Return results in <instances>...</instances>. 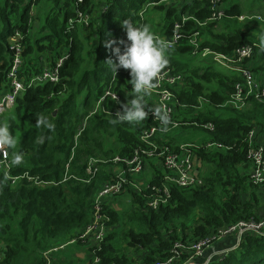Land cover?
Here are the masks:
<instances>
[{
  "label": "trees",
  "instance_id": "1",
  "mask_svg": "<svg viewBox=\"0 0 264 264\" xmlns=\"http://www.w3.org/2000/svg\"><path fill=\"white\" fill-rule=\"evenodd\" d=\"M77 1L0 0V93L8 91L6 73L12 59L9 40L15 32L22 36V76L38 73V63L43 55L57 57L66 50L68 56L59 69L56 84L46 82L27 88L16 98L14 105L0 115V123L9 126L17 141L15 149H6L7 155L13 158L14 153L22 154V162L12 165L9 173L10 177L18 178L16 184H11L10 178L0 170V264H44V253L77 238L91 222L93 201L99 188L112 177L107 171L108 168L112 170L109 162L114 157L130 156L133 149L141 145V131L157 126L152 118L140 123L113 124L111 121L116 116L101 110L89 115L109 87L120 98L118 104L112 100L103 103L109 113H114L122 103L133 98L118 87L131 85L129 71L121 68L114 75L108 61L117 62L114 49L119 48L122 53L128 43L123 22L130 21L137 27L148 26L150 18L145 21L142 18L151 9L152 12L159 10L155 5L163 0H106L101 14L89 25L95 40L91 64L85 57V45L80 37L81 32L88 30L82 28L76 18L85 9L92 17L93 3L84 0L83 4H77ZM220 5L224 7L226 17L208 23V0H183L179 12L174 8L166 11L161 34L156 37L170 41L175 26L182 25L184 31L198 33L200 39L204 37L202 47L222 54L228 55L238 47L255 44L254 38L235 27V23L244 13L264 16V0H220ZM40 18L41 23L35 27L34 23ZM224 19L227 22L220 24ZM201 24L205 27H200ZM219 25L224 30L215 33ZM189 42L183 39L170 49L165 45L168 63L161 72L168 69L185 81L183 87L174 92L181 104L174 110L193 115L189 119L175 118L184 122L197 120L200 125L213 123V132L201 126L179 127L201 128L211 133L209 142L221 143L230 149H205L206 142L199 145L163 142L164 136H169L171 131L165 127L166 132L158 134L154 141L173 150L189 145L193 156L210 169L203 187L182 190L170 186V202L158 210L147 206V197L152 192L145 191V187L140 191L144 193H137L127 186L128 202L118 212L111 210L109 204L125 195L112 198L105 204V214L110 218L107 224L111 227L119 222L123 226L119 236L127 246L150 251L144 264L165 258L175 242L197 241L239 220L259 219L254 213L259 202L258 188L239 169L247 165L245 137L252 130L256 135V128L264 130V103L251 100L242 110L229 106L223 108L227 91L231 94L234 83L240 78L235 73L225 75L215 71L212 66L199 71L189 70L185 64L178 63L175 54L192 55ZM260 50L257 48L253 57L260 54L256 63L262 64L260 67L264 70V52ZM213 83L217 89L213 88ZM221 89L225 92H220ZM83 93L84 100L80 105ZM153 99L146 103V108L158 107L157 99ZM203 104L218 108L221 113L213 118L207 109L194 115ZM226 111L230 115L224 118ZM40 115L47 117L54 127L37 128L36 120ZM86 118L85 128L75 140ZM255 139L258 141L257 136ZM91 159L104 162L92 165V169L97 168L94 175L86 171ZM150 163L151 160L146 163V169ZM25 174L37 183L23 177ZM161 181L162 172L147 184L159 185ZM190 228H193V235L184 237ZM178 233L183 238L178 237ZM114 239V234H107L102 252L98 254L101 264H134L116 249ZM162 251L166 252L158 256ZM208 264H264V235L245 236L237 247Z\"/></svg>",
  "mask_w": 264,
  "mask_h": 264
},
{
  "label": "built area",
  "instance_id": "2",
  "mask_svg": "<svg viewBox=\"0 0 264 264\" xmlns=\"http://www.w3.org/2000/svg\"><path fill=\"white\" fill-rule=\"evenodd\" d=\"M77 2V4H83L84 0H78ZM208 6L210 11V17L207 20L208 23H215V20H221L223 17H226L224 7L220 5V0H208ZM76 21L82 28L89 27L92 22L91 14H89L86 9L80 11ZM192 33L193 32L184 31L182 25H176L172 34V40L167 44L168 47L171 48L174 44L179 43V41L188 39L193 47L192 54L198 56L200 60L217 63L225 70L231 71L230 73L237 74L240 80L234 83L229 102L235 109L241 110V108L251 100L264 102V80L260 79L258 74L260 72H255L253 69L244 66V64L253 57V54L257 52V48H264L256 44H247L238 47L228 55L222 54L215 50L199 49L197 39L198 33ZM9 43L10 50L12 51V59L6 73L8 91L0 93V115L10 109L14 105L16 98L27 88L33 87L40 82L58 81L60 64L67 53L66 50H64L61 55L57 57H50V54H47L46 56L50 57L51 62L46 66L40 67L38 73L33 72L26 77L25 75H20V72L24 73L21 34L15 32L14 36L10 38ZM116 74L117 72H115L114 75ZM155 84L156 86L145 96V103L153 101V98L157 99L158 106H163L164 111L168 113L170 122L164 125L158 118H155L152 113H149L148 118H152L153 121L157 122V126L146 127L141 131L139 135L141 145L133 149L130 156H118L111 160L112 170L109 174H112V177L109 178L108 183L103 184L101 188H99L94 198L91 222L84 228L81 235L65 243L69 246L76 243L91 244L90 253L92 259L88 264H101V258L98 254L102 252V245L105 242L110 228L107 224L110 218L105 214V200L126 195L127 186L135 189L137 193H144L140 192V188L136 187L135 181L145 173L147 167L146 163L148 161L156 160L161 165L160 172H162V184H147L144 188L145 191L150 190L152 192V194L147 197L146 202L147 206L152 210H158L161 206H165L170 202V186H176L182 190H190L201 188L204 185V179L199 177L196 172L195 156H193L185 146H180L178 150H173L168 146H161L154 141L162 130H160L159 127L165 128L169 125L179 126L187 124L198 125L197 120L188 123L175 121L173 119L176 113L174 108L181 107L174 92L177 89H181L185 81L180 75L176 76L169 71H165L159 74ZM122 88L129 93V96L133 95L131 85L128 86L124 84ZM112 90L113 89L109 87L104 92L101 100L105 97H107L106 100H109L108 98L118 100V94L115 91L112 92ZM101 102L102 101L96 105V108L101 107ZM128 104H130V101ZM122 105L116 109L115 114L117 112H122ZM148 109L149 108H146L145 110L147 111ZM201 128L213 132L215 127L213 123L209 122L203 124ZM83 130L84 129L81 128L78 133L81 134ZM80 134L76 135L75 140L78 139ZM255 137V131L252 130L244 139L247 146L246 161L249 180L254 186L264 187V145L256 141ZM204 145L205 149H230V147L216 142H208ZM0 156L2 157L0 160V170L4 172L7 178H10L11 184H16L18 178L9 176L12 167V158L7 155L6 149L0 151ZM97 162L98 161L93 159L89 161V163L93 165ZM89 163L87 166V173L92 174L95 170L92 169V166L89 167ZM67 168L68 165L66 166V169ZM23 177H26L35 184L37 183L27 174ZM247 235L254 237L264 235V217L259 219L251 217L247 220H239L233 224L220 227L216 231H212L210 235L208 234L197 241L175 242L171 250L165 255V258L155 260L153 264H195V261L201 257L213 243L233 236L235 238V248ZM89 240L92 242H89ZM63 248L64 245L58 246L44 253V264H53L55 259L54 256L57 258V254L62 252Z\"/></svg>",
  "mask_w": 264,
  "mask_h": 264
},
{
  "label": "rangeland",
  "instance_id": "3",
  "mask_svg": "<svg viewBox=\"0 0 264 264\" xmlns=\"http://www.w3.org/2000/svg\"><path fill=\"white\" fill-rule=\"evenodd\" d=\"M105 1L106 0H91V2L93 3L92 4L93 5L92 24L95 22V20L101 14L102 9L105 8ZM182 1L183 0H163L158 5H155V6H157V8H160L159 10H157L155 12H152L151 11L152 9H151L149 11V13L142 18L143 21H145L147 18H150L149 19V23H148V27L150 28L151 32L154 33L155 36H160V34H161V28L164 25V21H165L164 20V14L166 13V11L171 9V8H174L177 12H179V8H180L179 4H182ZM187 1L188 0H186V2ZM224 6L227 7L226 4H224ZM34 14H36V12H34ZM242 16L243 17L239 16L237 18V22L235 23L236 24L235 27L240 28L242 31L247 32L250 36H252L254 38L255 41L253 40V42L256 45L264 48V36L259 33L261 30L264 29V25H262L264 23V18H262V17H264V16L261 15L260 13H252V14L244 13ZM225 22H227V19H224L220 24L223 23V25H224ZM40 23H41V18L38 20L37 23L36 22L34 23V26L36 27V25L40 24ZM200 27L204 28L205 24H201ZM84 28L87 29L88 31L87 32H84V31L81 32L80 33V37L82 38V41H83V43L85 45V53H84L85 57L87 58L89 64H91L92 63V55H93V51H94V42H95V40L92 38V28H90V26L89 27H84ZM220 29H221V27L219 25L214 30V32L215 33H220ZM225 32L227 33V29L225 30ZM199 37L200 36L198 34V37H197V39H198V48L199 49H209V48H205V47L201 46L202 40L204 41V37L202 39H200ZM156 38L158 40L163 41V42L166 41V40H163V38H159V37H156ZM190 46H192V45L190 44ZM260 51L264 52V49H261ZM256 55L257 56H255L252 59H250L249 61H247L244 64V66H246L248 68H251L253 70H261V72H260L261 75H259V77H260L261 80H264L263 77H262V76H264V70L260 67L262 64L259 65V64L256 63L258 61V56H260V54L256 53ZM175 57H176V60H177L178 63L185 64L186 67L189 70L194 69V70L203 71V70H206L208 67L212 66L213 70H215V71L217 70L219 72H224V74H227V72L225 70H223L222 68L218 67L217 65H215L213 63L211 64L210 62L200 60L198 58V56H196L194 54H192V55L190 53L189 54L188 53L187 54L186 53L185 54H175ZM50 62H51L50 57H48L46 55H43V57L40 59L38 64L40 65V67H42V66L48 65ZM165 71H168V69L165 70ZM165 71H163V72H165ZM119 74H120V72H119ZM213 88L217 89V86L214 83H213ZM83 100H84V93L81 94V96H80V101H79L80 105H82ZM229 102H230V94L227 93V100L225 101V104L227 106L231 107V108H234V107H232V105H230ZM206 106L207 105L203 104V107L199 108L198 111L195 110L194 113L195 112L198 113L199 111H204ZM182 112H183V110L177 111L175 113V116L176 117H181V118H187V119L193 118V115H183ZM211 113H212V117L213 118L214 117L217 118L218 115L221 112H220V110L218 108L211 107ZM229 115H230V112L226 111V114H225L224 118H226ZM170 129H171V131L168 132V133H169V138H170V142L172 143V145H179V144L199 145V144H202L204 142L208 143L209 142L208 140H210V138H211V133H209V132H207V131H205V130H203L201 128L176 127V128H170ZM167 143H169V140L167 141ZM152 162H157V161L153 160ZM198 164H200V163L198 162ZM204 169L206 170L205 172L201 171V170H204ZM239 170H240V172H242V174L245 175L244 177H246V179L248 181H250L249 180V173H248V166L245 165V167H241ZM196 172H197V175L199 177L204 179L205 177H207L209 175L210 169L208 167H204L202 164L200 165V167H198L196 165ZM147 183L148 182H146L145 180L143 181L142 179L135 181V185H136L137 188L145 187L147 185ZM257 188L258 189H262L264 187L257 186ZM263 198H264L263 195H261V194L258 195V200H259L258 206H260L261 201H262ZM123 199L124 198H119V200H123ZM124 204H127L126 201H125V203L121 204L120 210H121V208L124 207ZM114 205H115V208L117 209L118 206L116 205V201H114ZM110 206L111 205H109V207ZM261 218H263V217H261ZM116 237L118 239L121 238L120 236H116ZM81 245L82 244H79L77 246H81ZM114 245H116V243ZM73 246H76V245H72V246L68 245L65 248V251L69 247H73ZM116 249L121 251L122 253H124L125 256L128 259H130V260H133V258L138 256V255H134V253H138V252H142L143 251V250H140L141 248L140 249L130 248V247L127 246V244H117L116 245ZM65 251L59 252L57 254V256L61 255ZM144 253H146V251H143L142 254H144ZM91 259H90V261H88L85 264H88L89 262H91ZM58 261L59 260L55 257L54 262H56V264H57Z\"/></svg>",
  "mask_w": 264,
  "mask_h": 264
},
{
  "label": "clouds",
  "instance_id": "4",
  "mask_svg": "<svg viewBox=\"0 0 264 264\" xmlns=\"http://www.w3.org/2000/svg\"><path fill=\"white\" fill-rule=\"evenodd\" d=\"M123 27L126 30L127 45L121 53L119 48L114 49L117 62L108 61L112 72L118 69L128 70L130 74L129 83L132 86L133 98L130 104L122 105V112L116 113V118L111 123H140L148 118L149 112L158 118L164 125L170 122L168 113L163 106L155 109H146L145 96L153 89L159 74L168 63L166 58V46L158 40L148 26L137 27L132 22L125 20ZM37 128L52 129L54 127L47 117L40 115L36 120ZM43 142V139L41 140ZM16 138L9 130V126L0 123V151L15 149ZM22 162V154L14 153L11 160L12 165Z\"/></svg>",
  "mask_w": 264,
  "mask_h": 264
},
{
  "label": "crops",
  "instance_id": "5",
  "mask_svg": "<svg viewBox=\"0 0 264 264\" xmlns=\"http://www.w3.org/2000/svg\"><path fill=\"white\" fill-rule=\"evenodd\" d=\"M221 30L223 31L224 29L221 28ZM259 33L264 36V29L261 30ZM222 73L224 74V72H222ZM228 74H229V72H227V75ZM258 74L261 75L260 73H258ZM123 86H124V84H121L118 87L122 88ZM220 92L224 93L225 91H224V89H221ZM227 93H228V91H227ZM199 100L201 101L202 99H199ZM207 109H209L211 111V107H209V106H206L204 111H206ZM204 111H202V112H204ZM183 113H185V111H183ZM195 113H197V112H195ZM195 113H194V115H195ZM256 136H257L258 141L264 145V130L260 131L259 128H256ZM168 140L170 142L169 136H164L163 142H167ZM198 162L200 164H198ZM195 164L198 167H200V165L202 164L196 158V156H195ZM107 171H108V173L111 172V170L109 168ZM201 171L205 172L206 170L204 169ZM158 176H161L160 164L158 162H152L148 165V168L145 170V174H144L142 180L143 181L145 180L146 182H150L154 178H158ZM108 180H109V178H108ZM256 193H257V196L260 194L264 196V188L257 189ZM122 198H124V199L116 202V205L118 206L117 209L115 208L114 203L111 205L110 209L115 211V212H118V210H120L121 204L125 203V201L128 202V193L125 196H123ZM254 213H255V216H258L259 218L264 217V198L262 199L260 206H257L255 208ZM116 224L112 225L108 231L109 234L112 233L115 235L113 245L115 243H116V245L117 244H126L121 238L120 239L116 238V236L120 235L121 230L123 228V226L121 224H119V222ZM192 235H193V228H190L186 232V236H184V237H191ZM178 237L183 238V236L180 233H178ZM234 246H235V238L233 236L228 237L225 240L216 242L208 250H206L201 257H199L195 261V264H208L210 262L219 260L221 258V256L224 255L225 252L232 250L234 248ZM90 247H91V244H89V243L82 244L81 246L76 245L73 247H69L64 253H62L61 255H58L57 259L60 261V264H85L88 261H90V259L92 257L91 253H90L91 252ZM131 248H133V247H131ZM136 249H140V248H136ZM140 250L146 251V253L142 254L143 251L138 252V253H134V255H138L137 257L133 258V260H132V262L134 264H144L145 259L150 256V251L148 249H140ZM165 252L166 251L159 252L158 256L163 255Z\"/></svg>",
  "mask_w": 264,
  "mask_h": 264
},
{
  "label": "bare ground",
  "instance_id": "6",
  "mask_svg": "<svg viewBox=\"0 0 264 264\" xmlns=\"http://www.w3.org/2000/svg\"><path fill=\"white\" fill-rule=\"evenodd\" d=\"M215 21H217V20H215ZM172 40V39H171ZM170 40V41H171ZM170 41H165L164 43H165V45L167 46V48H169L168 47V45L167 44H169L170 43ZM172 48V47H171ZM170 49V48H169ZM67 58H68V56L67 55H65L64 56V58L62 59V62H61V66L63 65V63L67 60ZM213 64H215V65H217L218 67H220V68H222L219 64H217V63H213ZM61 66H60V68H61ZM59 68V69H60ZM223 70H225L224 68H222ZM169 72H171L170 70H168ZM226 72H231V71H228V70H225ZM238 76V75H237ZM239 77V76H238ZM58 81H59V78H58ZM58 81H56V82H50V81H45V82H40V83H38V84H42V83H46V82H50V83H53V84H56ZM37 85V84H36ZM35 86V85H34ZM176 96V95H175ZM103 97V96H102ZM101 97V98H102ZM101 98H100V100L98 101V103L100 102V101H102L101 103V107L100 108H96L95 107V109L90 113V115L89 116H91V115H93L94 113H96V112H98L99 110H101L103 113H105V114H108V115H113V116H116V114H115V112L114 113H109V112H107V111H105V109H104V106H103V103L104 102H106V99H107V97H105L103 100H101ZM118 98H119V96H118ZM176 98H177V96H176ZM109 100H112L111 98H108ZM119 100H120V98L118 99V100H112L115 104H118V102H119ZM177 100H178V98H177ZM179 101V100H178ZM259 102V101H258ZM97 103V104H98ZM260 104L261 103H264V102H259ZM181 105V104H180ZM157 106H158V104H157ZM248 106V104H245V106L243 107V108H241V110L242 109H244V108H246ZM159 107V106H158ZM182 107H184V106H182ZM222 107L223 108H225V107H227V105L224 103L223 105H222ZM105 112H104V111ZM149 113H151V112H149ZM88 118V117H87ZM87 118L83 121V126L81 127L82 129H84L85 128V125H86V120H87ZM173 119L175 120V121H179V122H184V121H182V120H178V119H176L175 118V116L173 117ZM185 122H189V121H185ZM209 123V122H208ZM179 126H196V127H198V126H201L202 127V125H200V124H198V125H179ZM179 126H174V125H169V126H167V127H169V128H176V127H179ZM159 129L161 130V132L160 133H165L166 132V130L164 129V128H161V127H159ZM159 133V134H160ZM77 134H80V133H77ZM244 143H245V141H244ZM246 144V143H245ZM187 149H188V147H190L189 145H184ZM189 150V149H188ZM190 151V150H189ZM191 152V151H190ZM192 153V152H191ZM72 159V158H71ZM70 159V160H71ZM93 160H95V161H98L97 163L99 164V163H104L102 160H98V159H93ZM151 161H153V160H151ZM89 163V162H88ZM109 163H111V162H109ZM90 164V163H89ZM92 164V163H91ZM89 165V167L90 166H92V165ZM112 164V163H111ZM196 165V164H195ZM88 166V165H87ZM160 167H161V165H160ZM88 168V167H87ZM95 170V172L94 173H92V174H90V175H94L95 173H97V168L96 169H94ZM86 171H87V169H86ZM143 176H144V174H142V176H140L139 178H137L136 179V181L137 180H140V179H142L143 178ZM109 182V181H108ZM108 182H105V183H108ZM104 183V184H105ZM161 184H162V181H161ZM101 188V187H100ZM140 191H142V189L140 188ZM98 193V192H97ZM97 195V194H96ZM110 199H107V200H105V204L109 201ZM83 233V232H82ZM81 233V234H82ZM80 234V235H81ZM89 242H92V241H90L89 240ZM62 246V245H61ZM68 245H64V248L62 249V251H65V248L67 247ZM48 252V251H47ZM43 262H44V260H43ZM45 263V262H44Z\"/></svg>",
  "mask_w": 264,
  "mask_h": 264
},
{
  "label": "water",
  "instance_id": "7",
  "mask_svg": "<svg viewBox=\"0 0 264 264\" xmlns=\"http://www.w3.org/2000/svg\"><path fill=\"white\" fill-rule=\"evenodd\" d=\"M225 254H226V253H224V255H225ZM224 255H222V256H224ZM222 256H221V257H222Z\"/></svg>",
  "mask_w": 264,
  "mask_h": 264
}]
</instances>
